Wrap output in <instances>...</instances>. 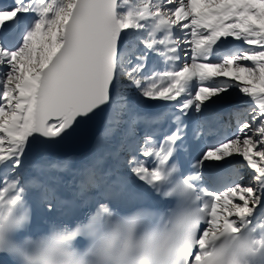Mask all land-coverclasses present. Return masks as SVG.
<instances>
[{
	"label": "snow or ice",
	"instance_id": "snow-or-ice-1",
	"mask_svg": "<svg viewBox=\"0 0 264 264\" xmlns=\"http://www.w3.org/2000/svg\"><path fill=\"white\" fill-rule=\"evenodd\" d=\"M90 136L63 197L74 157L48 154ZM241 231L264 236V0H0V264H225Z\"/></svg>",
	"mask_w": 264,
	"mask_h": 264
},
{
	"label": "clouds",
	"instance_id": "clouds-1",
	"mask_svg": "<svg viewBox=\"0 0 264 264\" xmlns=\"http://www.w3.org/2000/svg\"><path fill=\"white\" fill-rule=\"evenodd\" d=\"M264 236H256L248 231L224 235L214 241L222 254L225 264H264ZM22 264H27L22 258Z\"/></svg>",
	"mask_w": 264,
	"mask_h": 264
},
{
	"label": "bare ground",
	"instance_id": "bare-ground-1",
	"mask_svg": "<svg viewBox=\"0 0 264 264\" xmlns=\"http://www.w3.org/2000/svg\"><path fill=\"white\" fill-rule=\"evenodd\" d=\"M89 141H90V138H88L84 143H79L77 145V147L80 149L79 152H70L69 153V154L73 155L74 159H73V161H72V163L70 165L69 171L63 172L64 174H68L69 175V174H71V172H73L75 170H79L82 167V158H81L80 155H83L84 162H86L89 159L87 154L88 153L90 154V152L92 150V147H93V144H94V140H93V143H92L91 147L87 148V144L89 143ZM62 148H59V149H56V150H62ZM53 151H55V150H53ZM69 154H66L65 156H67ZM42 158H43L42 155L40 153H38V152H35V151L30 156V160H40ZM57 158H62V157L59 154H51V153L48 154V159H50V160H55ZM105 165L106 166L111 165V160L106 161ZM30 170H33V169L28 168L26 171L29 172ZM26 174H28V173H26ZM26 174H23V176H25Z\"/></svg>",
	"mask_w": 264,
	"mask_h": 264
},
{
	"label": "water",
	"instance_id": "water-1",
	"mask_svg": "<svg viewBox=\"0 0 264 264\" xmlns=\"http://www.w3.org/2000/svg\"><path fill=\"white\" fill-rule=\"evenodd\" d=\"M101 123H102V122H101ZM101 123L97 125V127H96V132H99V130H100V128H101V125H102ZM89 138H90V141H89V143L87 144V148L89 147L90 143L92 142L94 136H90ZM78 144H79V143H77V144H71V145H65V146H68L69 148H72V152H79L80 149L77 147ZM53 153H58V154H60V155H65L64 152L59 151V150H55V151H53Z\"/></svg>",
	"mask_w": 264,
	"mask_h": 264
},
{
	"label": "rangeland",
	"instance_id": "rangeland-1",
	"mask_svg": "<svg viewBox=\"0 0 264 264\" xmlns=\"http://www.w3.org/2000/svg\"><path fill=\"white\" fill-rule=\"evenodd\" d=\"M87 155H88V157H89V153H88ZM80 156H81V158H82V166H83L84 163H85V162H84V159H83V155H80ZM103 167H104V169H105L106 165L104 164Z\"/></svg>",
	"mask_w": 264,
	"mask_h": 264
}]
</instances>
